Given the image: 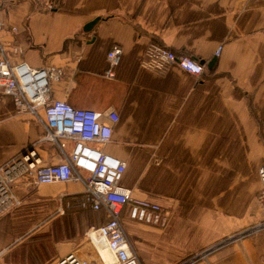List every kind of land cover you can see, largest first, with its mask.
Returning <instances> with one entry per match:
<instances>
[{
  "label": "crops",
  "instance_id": "1",
  "mask_svg": "<svg viewBox=\"0 0 264 264\" xmlns=\"http://www.w3.org/2000/svg\"><path fill=\"white\" fill-rule=\"evenodd\" d=\"M0 19L6 57L50 67L53 98L117 110L110 139L84 145L124 160L120 185L169 213L156 226L123 210L143 264H178L262 217L264 0H58L52 10L42 0H7ZM150 41L190 53L203 72L176 63L164 72L140 65ZM112 44L122 53L108 77ZM43 132L40 120L17 113L12 95L0 91V163L25 147L43 164L60 161L62 151ZM73 147L69 139L64 150ZM83 189L77 180L16 182L21 202L0 216V264H56L69 251L104 264L85 233L106 214L79 205ZM192 264H264V229Z\"/></svg>",
  "mask_w": 264,
  "mask_h": 264
},
{
  "label": "built area",
  "instance_id": "2",
  "mask_svg": "<svg viewBox=\"0 0 264 264\" xmlns=\"http://www.w3.org/2000/svg\"><path fill=\"white\" fill-rule=\"evenodd\" d=\"M7 0H0V3ZM58 0H42L45 10H52ZM2 21L0 19V28ZM221 45L214 51L219 55ZM122 47L112 44L106 53L107 66L103 74L114 75L119 63ZM199 75L202 63L185 51H177L157 41H150L141 58L140 65L164 72L173 64ZM48 66H31L26 61L11 62L5 55L0 40V91L12 95L17 113L28 112L44 126L43 139L53 141L62 151V159L53 163H41L33 148H27L0 163V216L9 212L21 202L14 191V184L25 181L29 184L54 181L77 180L83 184V193L78 203L83 208L103 209L106 220L91 225L86 237L94 246L104 264H143L121 221L122 212L127 218L164 226L168 211L159 203L132 195L131 189L120 185L126 162L102 151L88 150L84 142L105 143L110 139L112 126L118 119L116 109L100 111L92 108L75 107L67 101L53 98ZM74 141L70 154L64 148L67 140ZM87 170V174L81 172ZM261 188L259 199L262 217L241 229L231 232L203 249H199L178 264H192L227 244L264 229V162L259 167ZM66 205H70L67 201ZM62 210V208H60ZM102 249L110 254L105 258ZM4 249H0V257ZM56 264H90L75 251H69L56 259Z\"/></svg>",
  "mask_w": 264,
  "mask_h": 264
},
{
  "label": "water",
  "instance_id": "3",
  "mask_svg": "<svg viewBox=\"0 0 264 264\" xmlns=\"http://www.w3.org/2000/svg\"><path fill=\"white\" fill-rule=\"evenodd\" d=\"M99 19V17H95L93 18L92 20L88 21L85 25H84V29L85 30H89L93 25L94 23ZM27 148H31V147H25L23 148V152L27 149Z\"/></svg>",
  "mask_w": 264,
  "mask_h": 264
},
{
  "label": "bare ground",
  "instance_id": "4",
  "mask_svg": "<svg viewBox=\"0 0 264 264\" xmlns=\"http://www.w3.org/2000/svg\"><path fill=\"white\" fill-rule=\"evenodd\" d=\"M102 253H103L105 258H107L109 256V252L105 249H102Z\"/></svg>",
  "mask_w": 264,
  "mask_h": 264
}]
</instances>
